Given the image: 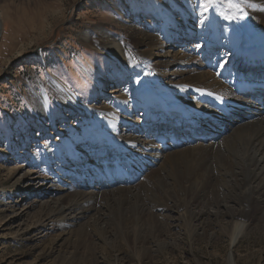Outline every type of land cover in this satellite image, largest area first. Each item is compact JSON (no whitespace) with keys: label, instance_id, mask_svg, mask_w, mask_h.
I'll use <instances>...</instances> for the list:
<instances>
[{"label":"bare ground","instance_id":"6f19581e","mask_svg":"<svg viewBox=\"0 0 264 264\" xmlns=\"http://www.w3.org/2000/svg\"><path fill=\"white\" fill-rule=\"evenodd\" d=\"M151 3L124 14L135 45L103 22L82 33L123 59L137 85L86 108L96 128L35 157L43 164L36 174L0 164L12 181L9 202L22 192L16 206L5 203L0 230L44 258L101 248L95 262L109 252L123 261L125 246L138 260L163 254L175 264L189 244L188 264H213L194 244L225 236L226 264H239L240 238L252 224L264 230V0Z\"/></svg>","mask_w":264,"mask_h":264},{"label":"rangeland","instance_id":"374dc122","mask_svg":"<svg viewBox=\"0 0 264 264\" xmlns=\"http://www.w3.org/2000/svg\"><path fill=\"white\" fill-rule=\"evenodd\" d=\"M199 3L209 7V0ZM151 4V0H0V164H26L36 174L43 164L35 157L43 155L47 148L56 147V141L65 143L68 135L90 133L92 127L96 128L98 117L89 108H103L119 90L137 85V76L128 71L123 59L90 46L82 33L87 27L94 28L103 22L110 31L121 32L119 35L135 45L137 38L122 21L124 14H141L151 10ZM137 37L143 40L145 35L139 33ZM65 90L74 94L85 109L74 107L72 98L63 94ZM35 100L39 106L34 105ZM0 179L4 180L0 183L2 216L7 205L16 206V196L22 192L9 202L12 181L1 174ZM240 196L237 201L245 202L243 206L251 204L250 197ZM8 232L0 230V264H167L163 254L138 260L125 246L123 261L109 252L95 262L103 251L101 248L86 253L76 250L77 255L72 256L56 252L44 258L40 249H33L25 239L8 237L5 235ZM228 243L225 236L213 245L201 240L194 244V251L205 262L226 264ZM64 248L58 250L62 252ZM192 251L191 245L186 244L184 258L178 257L175 264L192 263ZM236 253L239 264H253L260 257L264 264L262 227L252 224L240 238Z\"/></svg>","mask_w":264,"mask_h":264},{"label":"snow or ice","instance_id":"6c2138e0","mask_svg":"<svg viewBox=\"0 0 264 264\" xmlns=\"http://www.w3.org/2000/svg\"><path fill=\"white\" fill-rule=\"evenodd\" d=\"M210 2H211V0H210Z\"/></svg>","mask_w":264,"mask_h":264}]
</instances>
